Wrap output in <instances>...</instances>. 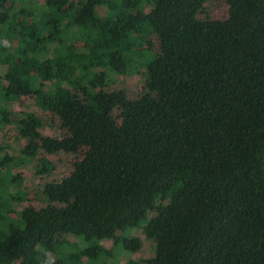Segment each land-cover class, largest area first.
<instances>
[{"label":"trees","instance_id":"trees-1","mask_svg":"<svg viewBox=\"0 0 264 264\" xmlns=\"http://www.w3.org/2000/svg\"><path fill=\"white\" fill-rule=\"evenodd\" d=\"M208 1L0 0V128L25 96L59 129L21 112L22 157L0 155V264H111L102 241L136 252L137 230L154 241L145 264H264V0L200 20ZM151 35L158 54L141 49ZM141 68L140 98L105 90ZM38 152L73 170L15 216L13 171Z\"/></svg>","mask_w":264,"mask_h":264},{"label":"rangeland","instance_id":"rangeland-1","mask_svg":"<svg viewBox=\"0 0 264 264\" xmlns=\"http://www.w3.org/2000/svg\"><path fill=\"white\" fill-rule=\"evenodd\" d=\"M30 1L32 4H43L45 0H14L13 7L20 9L26 7L25 4ZM22 16L19 15L17 20H20ZM228 17V5L226 0H209L204 4L202 11L197 13V18L200 20H225ZM29 21V20H28ZM147 40L151 43L150 46L145 44L141 46V49H149L154 54H158V43L155 36L151 35L147 37ZM3 48L7 52H12L16 43L13 41L2 40ZM77 46V47H76ZM75 47L79 49L77 44ZM141 61L142 59H138ZM145 70L141 68L137 73H131L126 75H111L109 77V85L105 89L108 92L123 90L126 92L127 97L130 100H136L143 94L144 85L146 79L144 77ZM28 111L36 116L42 123L40 133L43 137L56 138L58 136V122L51 119V117L40 107L38 101L29 97H20L18 101L14 102L11 109V123L6 124L0 128V155L2 151L6 152L8 156L14 158L22 157L21 149L27 144V141L19 138L17 120H19V113ZM73 161L65 153L59 152L53 155H47L42 152L36 153V155L28 160L21 159L13 171V175H20L21 182L18 185L16 191L21 196V201L14 204L15 216L22 209L32 207L39 209L47 204L42 196V188L45 184L56 183L68 176L72 170ZM9 192L15 194V192L9 189ZM154 212L149 214V217H153ZM118 235H121L120 233ZM125 236V235H123ZM127 238L134 237L140 240L141 247L136 252H130L122 247V244H115L112 240H103L102 245L106 249H112L114 259L109 260L111 264H127L129 260L138 262L139 264H145L153 252L154 241L147 238L142 230L130 231L126 234ZM70 242L75 240L70 238ZM74 249L61 250V254L48 253L47 260L54 263L58 256L73 253ZM82 264H87V260L83 258ZM100 263V261L98 262Z\"/></svg>","mask_w":264,"mask_h":264}]
</instances>
